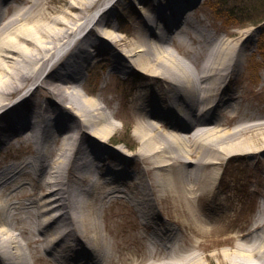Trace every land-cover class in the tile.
<instances>
[{
	"label": "bare ground",
	"instance_id": "6f19581e",
	"mask_svg": "<svg viewBox=\"0 0 264 264\" xmlns=\"http://www.w3.org/2000/svg\"><path fill=\"white\" fill-rule=\"evenodd\" d=\"M120 1L72 0L50 15L48 0H0V151L20 143L33 147L21 161L0 159V264H33L39 258L49 264H118L103 249L98 211L105 198L136 206L146 224L151 221L142 212L152 218L157 212L149 209L165 197L207 202L212 189L206 188L216 184L222 159L264 157V143L249 142L261 135L264 142V104L262 109L239 105L236 87L252 33L236 41L215 29L196 26L191 32L187 26L197 16L188 7L201 0H154L145 11L149 27H138L141 34L128 41L116 32L119 22L109 19ZM167 42L184 47L187 59ZM95 51L121 76L139 75L133 107L140 144L131 157L151 173V181L133 179L125 149L109 145L120 127L119 108L104 95L97 99L80 89ZM29 79L37 80L33 89L2 102ZM43 90L54 98L46 99ZM26 178L36 183L34 191L26 188ZM72 180L84 187H73ZM257 218L258 230L264 207ZM161 226L148 254L155 256L160 243L165 257L134 264H202L198 255L169 256L180 238L173 223ZM241 235L236 249L226 253L230 264H264V233ZM24 242L35 244L32 261H7L10 253L20 258Z\"/></svg>",
	"mask_w": 264,
	"mask_h": 264
},
{
	"label": "rangeland",
	"instance_id": "374dc122",
	"mask_svg": "<svg viewBox=\"0 0 264 264\" xmlns=\"http://www.w3.org/2000/svg\"><path fill=\"white\" fill-rule=\"evenodd\" d=\"M48 1H50L49 5L51 8L50 10L48 9V13L56 15L60 13L62 8L68 6L72 0ZM153 1L125 0L119 2L116 16L109 14L110 20L115 23L119 22L118 25L120 27L116 32L120 36H124L128 41L133 40L136 35L139 36L141 33L138 31V27L141 26L142 28L146 23V19L144 21L142 15L145 11H148V7L150 8ZM139 4H145V8L140 7ZM22 5L25 7L29 6V4L25 3ZM213 8L217 10L218 14L220 13L219 17L214 13ZM193 10L196 11L197 18L195 23L193 21L187 26V29L191 32L195 31L196 26L200 27V30L208 28L211 32L215 29L222 36L227 35L230 39L236 41H243L248 33H252V41L250 42L247 39L245 42L250 46L246 51L248 59L243 69L244 72L239 79L241 82L236 85V87L240 86L241 92L238 104L262 109L264 104V23L260 25L254 22L264 17V0H201L193 3ZM92 11H94V8H90V12ZM141 31L144 33L143 30ZM134 34L136 35L134 36ZM184 34L188 37L193 35L189 32ZM159 35L160 33H157V36ZM205 40H212V38L207 36ZM125 41L122 40L120 43L125 45ZM166 44L181 58L187 59L184 54L187 51L184 47H180L177 42H167ZM195 44L196 41L194 46ZM100 58L103 59L98 62ZM48 62L49 60L46 62L43 71H47ZM108 66H110L109 68L112 72H110L109 68L106 69ZM139 69L135 70L139 72ZM136 74L131 72L121 76L119 70L112 69L111 64L105 59L104 55H97L90 68H88L84 83L80 89L90 97L97 99L100 96L102 98H110L114 104L113 107L115 109L119 108L120 115L117 121L120 122V127L111 135L109 145L124 148L129 156V170L132 178L134 179L136 176V179H138L139 176L140 179H146L147 182L151 181L153 176L143 167V169H140L141 163L131 157L140 144V140L135 134L137 123L134 118V114L138 113V111L133 107L137 105L134 93L137 91L139 75ZM104 75L108 79L104 78ZM36 81L35 79L26 80L21 88H18L14 93L3 99L2 102L7 101L6 104H8L18 95H24L28 89L31 90L35 87ZM46 92L48 91L43 90L41 95L44 94L46 99L48 97L54 98L52 94ZM101 104L109 108L106 102L101 101ZM249 142L262 145L264 143L263 135L256 140H249ZM31 148L33 147L27 145V143L17 144L14 147L0 151V159L5 160L6 163L21 161L30 155L28 152H30ZM88 152V148H86L82 155H86ZM257 160L258 163H256ZM217 166L221 170V174L213 187L206 188V190L212 189V191L206 193L205 197L207 199L219 197L220 201L215 200V204L211 202V211L206 210V212L210 211L208 215L212 216V218L208 217L204 222L200 220V217H202L200 213L203 212L204 206L202 205L206 204L204 203L206 200L193 203L192 200H187L186 198L185 200L177 201L165 197L159 202L158 206L149 209V214L157 212L152 218H149L146 212H142L151 221L145 224L143 223L144 217L136 206L113 199L112 196L105 198L104 204L98 211V220L102 234L106 239L103 249L111 251L114 263L134 264L140 259H144L149 263L163 259L165 250L160 246L161 249L157 251L155 256L152 257L148 254V241L154 237V232H160L159 226L161 224L169 226V223H173V227H175L178 236L181 238L179 248H174L173 255L170 254L169 256L188 258L192 255H198L202 264H230L231 259L226 253H232L236 249V244L242 241L240 239L242 233L246 232L248 237L257 233H264V226L257 230V223L255 222L258 219L256 211L261 208L260 202L262 201L264 204V157L262 155L256 158L251 156H229L222 159V163ZM204 170L208 171L209 168ZM26 182V188L34 191L36 183L31 182L30 178H26ZM72 182L74 184L73 187H84L76 184L74 180ZM121 187L126 188L125 185ZM105 189H107L106 186ZM88 196H91L90 193ZM150 197H152L151 194ZM195 209L199 214L195 213ZM15 221L17 222V220ZM20 225L23 226L24 222L22 221ZM17 236L21 239V235L18 234ZM83 238H86L87 241L90 240L88 233ZM136 242H140V245L137 246ZM23 244L24 249H21L20 258H16L12 255L13 253H10L7 254V261L20 263L24 257L29 262L32 261L30 249L35 250V244L33 242L28 244L24 242ZM155 247L157 248V246ZM33 264L49 263L39 258Z\"/></svg>",
	"mask_w": 264,
	"mask_h": 264
},
{
	"label": "trees",
	"instance_id": "16d2710c",
	"mask_svg": "<svg viewBox=\"0 0 264 264\" xmlns=\"http://www.w3.org/2000/svg\"><path fill=\"white\" fill-rule=\"evenodd\" d=\"M264 20V17L263 18H260V19H258V20H256V22H254L255 24H258V23H260V22H262Z\"/></svg>",
	"mask_w": 264,
	"mask_h": 264
}]
</instances>
